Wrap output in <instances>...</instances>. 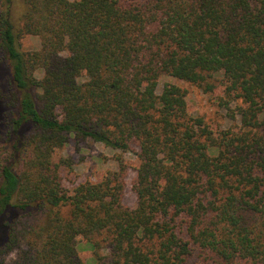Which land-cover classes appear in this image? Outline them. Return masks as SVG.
Returning <instances> with one entry per match:
<instances>
[{"label":"trees","instance_id":"1","mask_svg":"<svg viewBox=\"0 0 264 264\" xmlns=\"http://www.w3.org/2000/svg\"><path fill=\"white\" fill-rule=\"evenodd\" d=\"M0 55V264H86L80 242L94 264H264V0H0ZM162 76L220 87L236 124ZM70 137L116 169L66 187Z\"/></svg>","mask_w":264,"mask_h":264},{"label":"rangeland","instance_id":"2","mask_svg":"<svg viewBox=\"0 0 264 264\" xmlns=\"http://www.w3.org/2000/svg\"><path fill=\"white\" fill-rule=\"evenodd\" d=\"M23 50H34L38 48V39L35 36H25L21 40ZM163 82H172L179 85L185 91V99L187 110L195 116L202 118L205 124L215 130L223 128L228 124H236L235 120L228 118L227 111L220 107L215 101L221 93V88L216 87L211 91L204 92L201 88L196 87L187 82L169 79L164 76L158 78L156 92H159ZM8 68L0 55V138L2 139L5 129L4 115L6 112V95L8 90ZM233 103H231L232 106ZM118 151L109 149L99 142L90 140L76 141L72 137L60 150L59 155L67 158L70 161V167L63 168L62 176L63 183L66 187H71L84 180H95L101 176L106 170H113L117 167L115 154ZM123 162L128 166L135 164V159L130 153L122 154ZM130 168V167H129ZM133 176V171L127 169L125 175V187L123 192L122 202L124 205L133 206L134 195L130 191L129 182ZM35 217L41 219V215ZM90 245L86 242L77 244L80 258L86 264H94L93 256L91 255ZM103 252V250H102ZM186 264H197L195 257L190 258Z\"/></svg>","mask_w":264,"mask_h":264}]
</instances>
